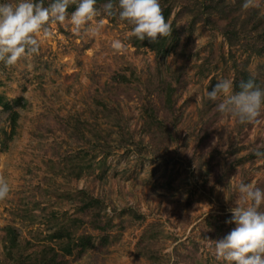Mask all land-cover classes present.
<instances>
[{"label":"rangeland","instance_id":"1","mask_svg":"<svg viewBox=\"0 0 264 264\" xmlns=\"http://www.w3.org/2000/svg\"><path fill=\"white\" fill-rule=\"evenodd\" d=\"M171 1L168 22L180 41L162 62L131 46L132 26L103 7L85 26L101 25L95 35L74 32L68 19L50 21L47 35L36 34L37 53L0 61V95L25 100L14 106L15 133L0 145V179L10 189L0 199V264H15L5 255V226L25 251L47 244L60 253L61 241L48 234L73 216L83 220L75 234H91L94 245L63 255L64 264H224L212 245L234 226L225 223L239 202L234 184L264 189V157L255 155L264 151V107L242 123L218 112L206 91L234 82L243 67L264 88V56L241 43L252 31L228 44L200 20L185 26L197 0ZM253 8L264 24V0H250L238 21ZM167 83L176 88L170 112L160 92ZM146 108L167 132L149 125ZM6 116L0 107V139ZM81 190L100 201V221L111 223L104 231L80 211Z\"/></svg>","mask_w":264,"mask_h":264},{"label":"clouds","instance_id":"2","mask_svg":"<svg viewBox=\"0 0 264 264\" xmlns=\"http://www.w3.org/2000/svg\"><path fill=\"white\" fill-rule=\"evenodd\" d=\"M97 0H51L47 7L42 0H15L12 3H0V61L14 65L27 54L38 51L39 42L36 34L43 31L47 35L50 21L63 23L66 19L74 32L83 28L90 35H95L100 26L88 29L85 26L94 17L100 15L95 7ZM70 4L75 8L70 15ZM250 0H244L247 8ZM103 14L117 16L121 21L132 25L130 35L138 40L146 37L155 41L157 34L168 37L171 25L164 18L160 0H107L103 4ZM119 40L112 42L116 50L122 48ZM234 90L232 79H220L206 91L208 100L216 102L220 113L232 115L240 122H251L264 107V88H260L250 78L240 81ZM255 155L264 157V151L257 149ZM9 185L0 179V199L9 193ZM234 191L239 194V202L229 209L231 215L225 223L234 226L222 237L213 240V254L224 264H264V189L254 183L243 180L234 184Z\"/></svg>","mask_w":264,"mask_h":264},{"label":"trees","instance_id":"3","mask_svg":"<svg viewBox=\"0 0 264 264\" xmlns=\"http://www.w3.org/2000/svg\"><path fill=\"white\" fill-rule=\"evenodd\" d=\"M107 0H97L95 7L102 8L103 4ZM45 7L51 3V0H42ZM115 4V0H113ZM244 0H235L231 3L230 0H197V6L192 10L193 16L185 25L189 29L197 21H202L209 27H216L221 34L224 36L228 44H233L234 42L241 41L243 35L248 31L254 33L253 38L241 42L242 45H249L252 53L256 55L264 56V24L263 16L257 14L258 9L253 8L247 13L243 19H239L240 14L243 11ZM161 10L166 21L169 19L171 12L172 1L171 0H160ZM75 8V4H70L67 13L70 14ZM117 16L109 17L110 19H115ZM249 21H251L249 27ZM123 23L129 24L127 21H121ZM240 24V25H239ZM130 25V24H129ZM171 31L168 37H160L157 34L155 41L149 40L147 37L144 40H138L134 36L128 38V42L131 46L135 48L146 47L154 53L155 59H160L162 62L165 57L174 50V48L179 44V36L177 35V28H175L174 23H170ZM239 25V28L236 26ZM132 26V25H131ZM180 28H183L180 26ZM246 30L245 32L242 30ZM243 33V34H242ZM241 36V37H240ZM244 39V38H243ZM246 39V38H245ZM253 40V41H252ZM252 41V42H251ZM244 65V64H243ZM178 78V76L176 77ZM252 79L256 84V78L252 77L249 71L245 67L238 73V77L233 82L234 89L240 81H246ZM175 80V79H174ZM175 86L171 83H167L161 88L162 93V103L166 112L173 110V99L172 95L175 91ZM24 98L18 96L14 99H6L4 96L0 95V107L4 111L6 116V121L8 122V130H2V137L0 139V145L5 147L7 142L11 140L13 134L15 133L16 119L18 112L14 109V106L22 107L24 105ZM145 116L149 120V125L162 131L168 130L165 119L157 118L156 112L150 108L145 109ZM167 119V118H166ZM175 117L172 116L171 122L175 121ZM79 208L82 213H87L90 210V217H92V226L101 231H104L111 223L109 220L105 222L100 221V201L94 198L84 191H79ZM67 221L59 223V226L54 228L49 234L48 238L50 240L58 239L60 244L58 250L54 249L52 246L45 244L38 250L25 251V246L21 244L18 239L17 232L10 225L4 227V250L5 255L11 259L15 264H64L63 260L60 259L63 255H68L71 253L81 254L88 248L94 245L93 236L89 233H79L75 234V228L78 227L83 220L78 216H73L67 218ZM89 221H91L89 219ZM106 240L105 236H101L100 243Z\"/></svg>","mask_w":264,"mask_h":264}]
</instances>
